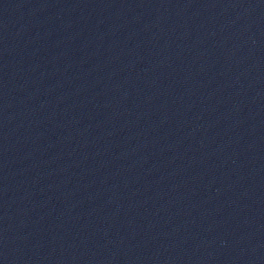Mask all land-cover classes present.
I'll return each instance as SVG.
<instances>
[{
  "label": "water",
  "instance_id": "1",
  "mask_svg": "<svg viewBox=\"0 0 264 264\" xmlns=\"http://www.w3.org/2000/svg\"><path fill=\"white\" fill-rule=\"evenodd\" d=\"M0 264H264V0H0Z\"/></svg>",
  "mask_w": 264,
  "mask_h": 264
}]
</instances>
